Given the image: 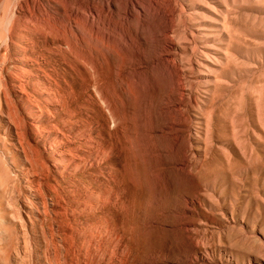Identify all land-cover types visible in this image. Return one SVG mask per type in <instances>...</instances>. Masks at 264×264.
<instances>
[{
	"label": "rangeland",
	"instance_id": "1",
	"mask_svg": "<svg viewBox=\"0 0 264 264\" xmlns=\"http://www.w3.org/2000/svg\"><path fill=\"white\" fill-rule=\"evenodd\" d=\"M99 262L264 264V0H0V264Z\"/></svg>",
	"mask_w": 264,
	"mask_h": 264
},
{
	"label": "bare ground",
	"instance_id": "2",
	"mask_svg": "<svg viewBox=\"0 0 264 264\" xmlns=\"http://www.w3.org/2000/svg\"><path fill=\"white\" fill-rule=\"evenodd\" d=\"M107 5L110 6V5H111L110 2H108ZM93 16H95V15H93ZM76 26H77V25H76ZM108 29H109V28H108ZM106 30H107V29H106ZM6 31H7V30H6ZM107 31H108V30H107ZM109 32H110V31H109ZM71 33H72V32H71ZM62 34H63V33H62ZM109 35H110V34H109ZM109 35H108V36H109ZM91 36H93V35L91 34ZM96 36H97V34H96ZM82 37H83V36H82ZM60 38H61V37H60ZM89 38H90V37H89ZM103 38H105V37H103ZM98 39H99V38H98ZM123 39H124V38H123ZM101 40H102V39H101ZM103 40H104V39H103ZM130 40H131V39H130ZM80 41H81V40H80ZM96 42H97V40H96ZM103 42H104V41H103ZM108 42H109V40H108ZM108 42H107V43H108ZM123 42H125V41H123ZM126 42H128V41H126ZM98 43H99V42H98ZM80 44H81V43H80ZM103 44H104V43H103ZM78 45H79V44H78ZM94 45H95V44H94ZM107 45H108V44H107ZM88 46L90 47V45H88ZM88 46H87V47H88ZM110 46H111V45H110ZM110 46H108V47H110ZM112 46H113V45H112ZM125 46H126V45H125ZM106 47H107V46H106ZM122 47H123V46H122ZM124 48H125V47H124ZM127 48H128V47H127ZM129 48H130V47H129ZM79 49H80V48H79ZM84 50H85V49H84ZM88 50H89V48H88ZM109 50H110V49H109ZM109 50H108V51H109ZM117 51H118V50H117ZM81 52H83V51L81 50ZM109 52H110V51H109ZM92 53H93V52H91V54H92ZM104 53H105V52H104ZM79 54H80V52H79ZM85 54H86V53H85ZM87 56H88V54H87ZM100 56H102V55H100ZM76 57H77V56H76ZM83 58H84V57H83ZM86 58H87V57H86ZM105 58H106V55H105ZM102 59H103V58H102ZM106 59H107V58H106ZM83 60H85V59H83ZM83 60H82V61H83ZM76 61H77V60H76ZM80 61H81V59H80ZM86 61H87V60H86ZM86 61H85V63H87ZM88 61H89V59H88ZM90 61H92V60H90ZM108 61H109V60H107V62H108ZM83 62H84V61H83ZM104 63H106V62H104ZM84 65H85V64H84ZM90 65H91V64H90ZM85 66H86V65H85ZM91 67H92V66H91ZM88 69H89V66H88ZM91 69H92V68H91ZM94 69H95V68H94ZM81 70H83V69H81ZM81 72H82V71H81ZM88 72H89V71H88ZM92 73H93V72H92ZM97 74H99V73H97ZM78 75H79V74H78ZM86 75H87V74H86ZM92 75H93V74H92ZM94 77H96L95 74H94ZM91 78H92V77H91ZM94 79H95V78H94ZM84 80H85V79H84ZM90 81H91V80H90ZM85 82H86V81H85ZM88 82H89V81H88ZM34 83H35V82H34ZM94 83H95V82H94ZM81 84H82V83H81ZM95 84H96V83H95ZM37 85H38V84H37ZM96 85H97V84H96ZM94 86H95V85H94ZM53 89H54V88H53ZM95 89H96V88H95ZM79 91H80V90H79ZM97 91H98V90H97ZM99 96L101 97V95H99ZM102 98H103V97H102ZM40 100H42V99H40ZM53 100H55V98H54ZM37 101H38V100H37ZM59 101H61V100H59ZM101 102H102V101H101ZM44 103H45V102H44ZM55 103H56V102H55ZM81 103H82V102H81ZM103 104H104V103H103ZM105 105H106V103H105ZM103 106H104V105H103ZM80 107H81V106H80ZM107 107H108V105H107ZM85 108H86V106H85ZM108 108H109V107H108ZM61 109H62V108H61ZM82 109H83V108H82ZM109 109H110V108H109ZM49 110H50V108H49ZM70 110H71V109H70ZM87 110H88V109H87ZM90 110H91V109H90ZM54 112H55V111H54ZM49 113H50V112H49ZM110 113H111V112H110ZM52 114H53V112H52ZM111 115H112V114H111ZM53 116H54V115H53ZM112 117H113V116H112ZM68 121H69V120H68ZM70 122H71V121H70ZM71 123H72V122H71ZM68 124H69V123H68ZM72 124H73V123H72ZM62 134H63V133H62ZM63 139H64V138H62V140H63ZM64 141H65V140H64ZM59 142H61V141H59ZM58 144H59V143H58ZM63 147H64V146H63ZM101 147H102V146H101ZM62 149H64V148H62ZM67 150H68V149H67ZM47 153H48V152H47ZM70 154H71V152H70ZM72 154H73V153H72ZM77 157H78V156H77ZM84 157H85V156H84ZM78 158H79V157H78ZM85 158H86V157H85ZM105 160H106V159H105ZM39 162H40V161H39ZM40 163H41V162H40ZM67 163H68V162H67ZM41 164H43V163H41ZM47 165H48V164H47ZM57 165H58V164H57ZM46 167H47V166H46ZM48 167H49V165H48ZM41 168H44V166L42 165ZM59 168H60V167H59ZM44 169H45V168H44ZM44 169H43V171H44ZM46 169H47V168H46ZM49 169H50V168H49ZM36 170H37V169H36ZM55 170H56V169H55ZM32 171H34V170H32ZM43 171H42V172H43ZM45 171H46V170H45ZM45 171H44V173H45ZM63 171H64V170H63ZM118 171H119V170H118ZM34 172H35V171H34ZM38 172H39V170H37L36 173H38ZM51 172H52V171H51ZM109 172H110V171H109ZM109 172H108V173H109ZM44 173H43V174H44ZM75 173H76V172H75ZM38 174H39V173H38ZM40 174H41V173H40ZM47 174H49V173H47ZM53 174H54V173H53ZM59 174H60V173H59ZM36 175H37V174H36ZM45 175H46V174H45ZM54 175H55V174H54ZM54 175H53V176H54ZM103 175H104V174H103ZM46 176H47V175H46ZM53 176H52V177H53ZM60 176H61V175H60ZM73 176H74V175H73ZM63 177H64V176H63ZM66 177H67V176H66ZM68 177H69V176H68ZM43 178H44V177H43ZM54 178H55V177H54ZM70 178H71V177H70ZM73 178H74V177H73ZM44 179H45V178H44ZM65 179H66V178H65ZM82 179H83V178H82ZM121 179H122V178H121ZM57 180H58V179H57ZM44 181H45V180H44ZM46 181H47V179H46ZM48 181H49V180H48ZM48 181H47V182H48ZM80 181H81V180H80ZM88 181H89V180H88ZM57 182H58V181H57ZM60 182H61V181H60ZM43 183H44V182H43ZM72 183H73V182H72ZM72 183H71V184H72ZM40 184H41V183H39V185H40ZM50 184H51V183H50ZM50 184H49V185H50ZM57 184H58V183H57ZM57 184H56V185H57ZM61 184H62V183H61ZM61 184H59V185H61ZM75 184H76V183H75ZM123 184H124V183H123ZM39 185H38V186H39ZM51 185H52V184H51ZM51 185H50V186H51ZM54 185H55V184H54ZM124 186H125V185H124ZM44 187H45V186H44ZM48 187H49V186H48ZM51 187H53V186H51ZM55 187H58V186H55ZM101 187H102V186H101ZM65 188H66V187H65ZM107 188H108V187H107ZM114 188H115V187H114ZM124 188H125V187H124ZM37 189H38V188H37ZM45 189H47V188H45ZM49 189H50V188H49ZM54 189H55V188H54ZM59 189H60V187H59ZM71 189H72V188H71ZM51 190H52V189H51ZM57 190H58V189H57ZM66 190H67V189H66ZM126 190H127V189H126ZM74 191H75V190H73V192H74ZM51 192H52V191H51ZM55 192H56V191H55ZM58 192H59V191H58ZM60 192H61V191H60ZM68 192H69V191H68ZM102 193H103V192H102ZM57 195H58V194H57ZM61 195H62V194H61ZM99 195H101V193H100ZM58 197H59V196H58ZM97 197H99V196H97ZM119 197H120V196H119ZM75 199H76V198H75ZM105 199H106V198H105ZM92 200H93V199H92ZM121 200H122V199H121ZM99 201H101V199H100ZM68 203H69V202H68ZM68 203H67V204H68ZM77 203H78V202H77ZM95 203H96V201H95ZM92 204H94V203H92ZM60 205H61V204H60ZM62 205H64V204H62ZM97 205H98V203H97ZM91 206H92V205H91ZM105 206H106V205H105ZM116 206H117V205H116ZM56 207H57V206H56ZM61 207H62V206H61ZM65 207H66V206H65ZM65 207H64V208H65ZM67 207H68V206H67ZM71 208H72V207H71ZM82 208H83V207H82ZM82 208H81V209H82ZM96 208H97V207H96ZM104 208H105V207H104ZM107 208H108V207H107ZM107 208H106V209H107ZM124 208H125V207H124ZM75 209H76V208H75ZM92 209H93V208H92ZM118 209H119V208H118ZM67 210H68V209H67ZM86 210H87V209H86ZM72 211H73V210H72ZM92 211H93V210H92ZM50 212H51V211H50ZM58 212H59V211H58ZM78 212H79V211H78ZM96 212H97V211H96ZM60 213H61V212H60ZM60 213H59V215H60ZM72 213H73V212H72ZM87 213H88V212H87ZM54 214H56V213H54ZM62 214H63V213H62ZM67 214H68V213L66 212V215H67ZM57 215H58V214H57ZM64 215H65V214H64ZM67 216H68V215H67ZM92 216H93V215H92ZM51 217H52V216H51ZM57 217H58V216H57ZM71 218H72V217H71ZM78 218H79V217H78ZM80 218H81V217H80ZM53 219H54V218H53ZM55 219H56V218H55ZM61 219H62V218H61ZM69 219H70V218H69ZM74 219H75V217H74ZM81 219H82V218H81ZM58 220H59V219H58ZM98 220H99V219H98ZM65 221H66V220H65ZM70 221H71V220H70ZM81 221H82V220H81ZM61 222H62V220H61ZM72 222H73V221H72ZM72 222H71V223H72ZM75 222H77V221H75ZM114 222H115V221H114ZM63 223H64V222H63ZM67 223H68V222H67ZM69 223H70V222H69ZM71 223H70V224H71ZM65 224H66V222H65ZM57 225H58V224H57ZM87 226H88V225H87ZM67 227H68V225H67ZM71 228H72V227H71ZM77 228H78V227H77ZM86 228H88V227H86ZM75 229H76V228H75ZM57 230H59V229H57ZM110 230H111V229H110ZM99 231H100V230H99ZM57 232H58V231H57ZM57 232H56V233H57ZM65 233H66V231H65ZM86 233H87V232H86ZM72 234H73V233H72ZM72 234H71V236H72ZM87 234L90 235L89 232H88ZM94 234H95V233H94ZM69 235H70V233H69ZM84 235H85V234H84ZM124 235H125V234H124ZM61 237H62V236H61ZM66 237H70V236H67V235H66ZM53 238H54V237H53ZM70 238L72 239V237H70ZM74 238H75V237H74ZM80 238H81V237H80ZM61 239H62V238H61ZM66 239H67V238H66ZM76 239H77V238H76ZM54 240H55V239H54ZM59 240H60V239H59ZM63 240H64V239H63ZM73 240H75V239H73ZM99 240H100V239H99ZM51 241H52V240H51ZM56 241H57V240H56ZM65 241H68V240H65ZM89 241H90V240H89ZM29 242L31 243V241H29ZM58 242H59V241H58ZM60 242H61V241H60ZM111 242H112V241H111ZM30 243H29V244H30ZM53 243H54V242H53ZM26 244H27V243H26ZM29 244H27V245H29ZM62 244H63V243H62ZM110 244H111V243H110ZM119 244H120V243H119ZM57 245H58V244H57ZM89 245H91V244H89ZM25 246H26V245H25V243H24V247H25ZM54 246H55V245H54ZM76 246H77V243H76ZM79 246H80V245H79ZM79 246H78V247H79ZM84 246H85V245H84ZM108 246H109V245H108ZM30 247H31V244H30ZM30 247H28V248H30ZM34 247H35V246H34ZM55 247H56V246H55ZM61 247H63V245H62ZM73 247H74V246H73ZM86 247H87V246H86ZM25 248H26V247H25ZM56 248H57V247H56ZM68 248H69V247H68ZM70 248H72V247L70 246ZM79 248H80V247H79ZM87 248H88V247H87ZM87 248H85V249H87ZM109 248H110V246H109ZM74 249H75V248H74ZM77 249H78V248H77ZM89 249H90V248H89ZM125 249H126V248H125ZM33 250H34V249H33ZM49 250H51V249L49 248ZM64 250H65V249H64ZM68 250H69V249H68ZM70 250H71V249H70ZM92 250H93V249H92ZM30 251H31V250H30ZM53 251H54V250H53ZM71 251H72V250H71ZM75 251H76V250H74V252H75ZM81 251H82V250H81ZM81 251H80V252H81ZM85 251L87 252V250H85ZM107 251H108V250H107ZM62 252H64V251H62ZM68 252H69V251H68ZM80 252H79V253H80ZM88 252H89V251H88ZM121 252H122V251H121ZM123 252H124V251H123ZM48 253H49V252H48ZM57 253H58V252H57ZM77 253H78V251H77ZM90 253H92V252H90ZM54 254H55V253H54ZM66 254H67V253H66ZM71 254H72V253H71ZM81 254H82V253H81ZM87 254H88V253H87ZM112 254H113V253H112ZM49 255H50V254H49ZM58 255H59V254H58ZM88 255H89V254H88ZM117 255H118V254H117ZM29 256H30V254L28 255V257H29ZM52 256H53V255H52ZM56 256H57V255H56ZM61 256H62V255H61ZM65 256H66V255H65ZM74 256H75V255H74ZM78 256H79V255H78ZM89 257H90V256H89ZM104 257H106V256H104ZM110 257H111V256H110ZM31 258H32V256H31ZM49 258H51V257L49 256ZM49 258H48V259H49ZM59 258H61V257L59 256L58 259H59ZM79 258H81V255H80ZM87 258H88V257H87ZM120 258H121V257H120ZM122 258H125V257L123 256ZM122 258H121V259H122ZM29 259H30V257H29ZM33 259H34V258H33ZM55 259H56V258H55ZM55 259H54V261H55ZM65 259H66V258H65ZM84 259H85V258H84ZM128 259H129V258H128ZM56 260H57V259H56ZM73 260H74V259H73ZM75 260H76V259H75ZM108 260H109V259H108ZM112 260H113V259H112ZM123 260H125V259H123ZM63 261H64V260H63ZM69 261H70V260H69ZM86 261H87V260H86ZM86 261H85V262H86ZM47 262H48V261H47ZM65 262L67 263V261H65ZM78 262H79V260H78ZM100 262H101V261H100ZM100 262H99V263H100ZM123 262H124V261H123ZM126 262H127V261H126ZM59 263H60V262H59ZM63 264H64V263H63ZM71 264H72V263H71ZM100 264H101V263H100ZM102 264H103V263H102Z\"/></svg>",
	"mask_w": 264,
	"mask_h": 264
}]
</instances>
